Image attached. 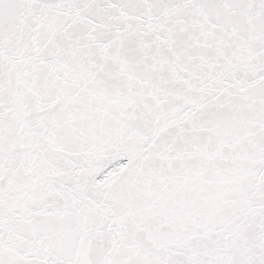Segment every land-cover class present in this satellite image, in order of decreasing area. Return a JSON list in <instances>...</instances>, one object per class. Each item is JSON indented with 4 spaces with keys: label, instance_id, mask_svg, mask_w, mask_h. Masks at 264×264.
<instances>
[{
    "label": "snow or ice",
    "instance_id": "6c2138e0",
    "mask_svg": "<svg viewBox=\"0 0 264 264\" xmlns=\"http://www.w3.org/2000/svg\"><path fill=\"white\" fill-rule=\"evenodd\" d=\"M0 264H264V0H0Z\"/></svg>",
    "mask_w": 264,
    "mask_h": 264
}]
</instances>
